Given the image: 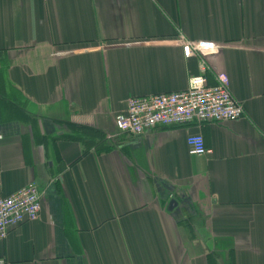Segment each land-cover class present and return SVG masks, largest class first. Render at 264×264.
Masks as SVG:
<instances>
[{
	"label": "crops",
	"instance_id": "crops-1",
	"mask_svg": "<svg viewBox=\"0 0 264 264\" xmlns=\"http://www.w3.org/2000/svg\"><path fill=\"white\" fill-rule=\"evenodd\" d=\"M201 62L241 119L116 130ZM30 182L3 264H264V0H0V198Z\"/></svg>",
	"mask_w": 264,
	"mask_h": 264
},
{
	"label": "built area",
	"instance_id": "built-area-1",
	"mask_svg": "<svg viewBox=\"0 0 264 264\" xmlns=\"http://www.w3.org/2000/svg\"><path fill=\"white\" fill-rule=\"evenodd\" d=\"M183 57L200 55L207 47L202 42H190L180 38ZM243 108L232 97L227 80L218 76L216 84L209 85L206 65L200 63V74L190 77L183 91L130 98L124 114L118 116L114 125L122 134L141 135L156 127L177 128L192 124L222 123L239 120ZM189 154L203 156L208 153L200 134L187 138ZM41 212V193L30 182L8 197L0 198V242L11 228L38 220ZM0 264L3 262L0 260Z\"/></svg>",
	"mask_w": 264,
	"mask_h": 264
},
{
	"label": "water",
	"instance_id": "water-1",
	"mask_svg": "<svg viewBox=\"0 0 264 264\" xmlns=\"http://www.w3.org/2000/svg\"><path fill=\"white\" fill-rule=\"evenodd\" d=\"M175 205H176V203H175L174 201H172V202L170 203V207H169V209L171 210L173 207H175Z\"/></svg>",
	"mask_w": 264,
	"mask_h": 264
}]
</instances>
